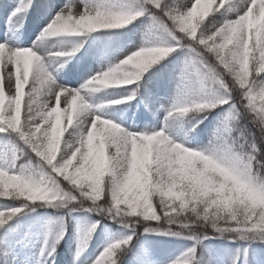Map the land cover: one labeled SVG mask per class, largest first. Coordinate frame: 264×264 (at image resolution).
<instances>
[{
  "label": "snow or ice",
  "instance_id": "obj_1",
  "mask_svg": "<svg viewBox=\"0 0 264 264\" xmlns=\"http://www.w3.org/2000/svg\"><path fill=\"white\" fill-rule=\"evenodd\" d=\"M33 7V0H20L9 18L26 19ZM45 8V23L30 45L0 39V198L19 201L0 210L5 264H14L11 247L30 228L18 217L45 206L67 211L44 225L35 264H55L66 217L75 212L106 217L120 229L82 259L101 225L89 219L73 264H264L256 258V247L264 245V0H64ZM209 13L223 17L210 32L202 24ZM137 21L145 25L138 45L116 53L78 88L58 82L56 70L88 36L98 33L93 42L115 36ZM108 55L98 52L102 61ZM169 58L174 88L160 105V127L121 126L109 108L136 101L153 116L160 110L153 108V93L141 96L140 82ZM115 87L123 91L93 100ZM210 114L215 120L207 142L173 136L176 121L187 119L194 131ZM69 127L74 142L62 148ZM137 223L145 225V237L191 243L178 255L157 257L151 246L141 247ZM218 238L238 246L221 254L204 244Z\"/></svg>",
  "mask_w": 264,
  "mask_h": 264
},
{
  "label": "trees",
  "instance_id": "obj_2",
  "mask_svg": "<svg viewBox=\"0 0 264 264\" xmlns=\"http://www.w3.org/2000/svg\"><path fill=\"white\" fill-rule=\"evenodd\" d=\"M176 1L177 0H173L174 3H176ZM50 2L51 0H33L34 7L28 11L26 19L24 17V14H18L19 17H22V20L20 19L19 24L21 23V21H24L27 19L30 20L31 15L37 14L39 16H42L46 11L45 5H47ZM211 14L213 13H209V15ZM209 15L206 16L205 20L202 22L204 26L207 22ZM19 24H17V26H19ZM141 24L142 23L140 21H137L135 25H129L128 28L126 29L117 30L119 33L118 35L111 36V37H101L99 40L95 42L92 41V36H96L98 35V33L91 34L90 36L87 37L88 42L85 43L84 48H82L81 51L77 53L75 57L72 58L73 60L72 64L77 65V66L80 65L82 62L78 60L79 58L82 61H84L85 66H88L89 61L91 60L90 57L92 59L94 58V56L96 57L97 56L96 54L100 50L99 47H102V46H104V50H107L108 52L115 51L116 49H118V46H120L121 39L123 38L129 39L131 33L134 30H137ZM144 30H145V27H144ZM144 30H143V33H144ZM109 61L111 60L105 61L106 64ZM164 63L166 65L164 67H161L160 64L154 66V68L150 70L151 75H149L148 73H145V79L141 80L140 82L141 83V89H140L141 96L146 95L147 93L151 92L154 94L153 99L156 102H157V99H156L157 96L167 99L169 102L170 92L174 88V80H173L174 75L173 76L171 75L172 77H168V76H170L171 70L175 67V65H174V62H171V58H169V61H165ZM70 70L71 71H69L68 73L70 74V77L78 78V76H80L78 75L80 71L79 69L77 70V69L70 68ZM162 90L166 91V93H163ZM122 91L123 89L120 87L110 88L104 92L95 93L93 96V100H95L97 97L111 98V97H114L117 93H120ZM38 98L39 97H37V101L39 102ZM160 105L161 103L157 104L156 106L157 107L156 109H160V110L156 112L155 116H153L151 113H148L144 107L142 108V111L144 112L145 115L150 116L155 121L159 112H163V115L165 117V112L162 108H160ZM107 111L111 115H116V116L121 117L124 115V113H127L128 108H127V105H116V106H113L112 108H109ZM214 120H215V114H210L208 119L205 120L201 125H199L194 131H189L190 123L187 121V119L176 121L172 125L171 131L180 133V125L184 124L185 129L189 132L190 140L195 142L196 140L200 139L201 144H202V143L207 142V139L210 135L211 128L213 127V124H214ZM67 133L71 134V127H69L68 130L62 134L61 144ZM257 138H258V134H257ZM261 158L264 159V157H261ZM21 162L23 163V161ZM5 203L19 204V201L18 200H15V201L8 200L7 198H0V210H5L2 207ZM66 211H67L66 209H54L50 206H45V207H36L34 212H26V215L18 217V218L23 220L25 224L30 225V228L26 233H21V234H27L28 237L38 236L39 239H42L44 225H46L49 220L55 219L57 216L63 215ZM89 219H92V220L99 219L101 220V225L96 230V233L94 234L87 248V251L85 252L82 259H87L89 256H91L100 244H105L109 239L112 238L111 234L117 233V230L120 229V225L115 224L112 220L106 217L97 216L95 213L85 214L83 212H75V213L68 215L66 217V234L63 237V239L60 240L56 248V254L54 256L55 264H73L75 252L74 253L72 252L70 246L73 243L77 246L79 237L81 235V229L88 222ZM144 226L145 225L143 223H137L135 226L137 233L141 234L140 235L141 247L151 246V249L154 251L157 257L167 256L165 254L166 252L169 253L170 251L172 252V250L175 251V249L179 247H183L186 241V240L177 239L175 237L155 236L151 234L145 237L143 235ZM58 230H59L58 223L51 225V232L49 233L50 240L54 238L55 233ZM197 231H202V229H197ZM205 231H208V234L212 235L211 229H205ZM190 242L191 241H189V244ZM204 244L209 245L211 249H214L217 253H221V254L223 253V250L226 248H235L238 246V243H233L231 241H227V240L219 239V238L212 239V240H206L204 241ZM259 247L263 249L264 245H259ZM35 248L38 252L39 246H36ZM51 259L52 258H49V261ZM41 260H44V258L41 257ZM0 264H2L1 257H0Z\"/></svg>",
  "mask_w": 264,
  "mask_h": 264
},
{
  "label": "rangeland",
  "instance_id": "obj_3",
  "mask_svg": "<svg viewBox=\"0 0 264 264\" xmlns=\"http://www.w3.org/2000/svg\"><path fill=\"white\" fill-rule=\"evenodd\" d=\"M63 2H64V0H52V3H56L58 5L62 4ZM66 2H67V0H66ZM73 2L79 5L81 3V0H73ZM193 2H194V0H193ZM185 3H186V0H177L176 1V4H180V5H183ZM16 4H20V0H4L3 5L0 7L2 9V14L1 15H2V18H3V24L0 27V29H1L0 30V39L7 38V37H12L13 41L18 42V43H20V44H22L24 46H27V45H30L32 43V41H34L36 39V36H37L40 28L43 27L44 22L43 23L42 22L36 23L35 26H34L35 28L31 32H29L27 30V28L22 29L21 31H12L11 26H10V21L12 19L9 18L8 11H9V8H11L12 6H14ZM232 18H234V16ZM8 20H10V21L8 22ZM222 21H223V19H222V17L219 14H211L208 17V19H207L205 27L210 32L211 30H214V27H218L220 25V23H222ZM143 26L144 25H141L139 27L138 31H134L132 33V37H131L132 39L128 40L125 45H124V43H125L124 40L126 38L123 39L122 43H123L124 47H122L121 49H118L113 54H111L112 57L114 58V60L117 59V56L115 55L116 53H118L120 51H123V50H126V49H131V48L135 47L136 45H138L141 42ZM50 46L51 45L48 42L45 45V47H50ZM101 49H103V47ZM59 63H60V61L56 60V61H54L53 66H55L56 64H59ZM67 66H68V64L65 65L63 68H58L56 70V73H55L56 78H57L58 82L61 83V84H65V85H67V86H69L71 88H78V84L76 82L71 81L70 77L68 79V75L63 76L61 74V71H63L62 69L67 68ZM102 66H103L102 60L99 61V65H97V66H96V63L93 61L90 64V66H89V70L87 71V76L91 75L92 72L100 69ZM173 74H174V68L171 70L170 76H168V77H171V75L173 76ZM4 75H5V89H6V95H7V78H6L7 77V69H5ZM161 83H162V81H161ZM27 90H28V87L26 86L25 91L27 92ZM65 95L66 94H62V96H61L60 107H61L62 110L66 107ZM39 99L40 98H38V100ZM68 100L70 101V97H68ZM160 101H162V103L164 105H166V101L165 100L162 99ZM52 103L54 104V100L52 101ZM141 105H142V103L137 104L136 101L131 102V104L128 105L129 113L125 114L124 118L122 120L116 119V122L121 123V126L126 127V128H128L130 126L134 127V128H143V127H145L146 124L148 126L160 127L161 123L164 120L163 119V115L161 114L158 117V120H157L158 123H157V125H154L153 122H150V121L146 120L142 116L141 111H139V109L141 108ZM110 116L113 117V118H117L114 115L113 116L110 115ZM172 134L178 140H186L187 143L195 145V143L190 142L188 140V138L186 137L187 136V132L184 131V130H182V133H180V135H177L174 132H172ZM65 141L74 142V137L71 134H66L65 138H64V141L61 144L62 148H66ZM200 142L201 141H198V144H200ZM176 240H175V242H176ZM25 241H27L26 238H24V240L20 241L19 243H14V245H12V247H11V252L9 254L8 259H11L12 262H14V264H35L36 254L31 256V257H28L26 259H23L21 256L19 257L20 250L22 249V247H23L22 245H23V243ZM40 243L41 242L38 241L39 245H40ZM156 243H158V242H156ZM187 245H189V241H185L183 247H179V248L175 249V251L172 250V252L170 251L169 253L166 252L165 254L167 256H170V255H173V254H177L178 255L179 254L178 251L183 249ZM103 246H104V244H100V246L97 248V250L94 252V254L92 256H94L95 253H97L100 250V248L103 247ZM76 248H77L76 246L72 245V251L73 252H75ZM92 256H90V257H92ZM256 258H257V261L264 260V248L262 249L259 246L256 247Z\"/></svg>",
  "mask_w": 264,
  "mask_h": 264
}]
</instances>
